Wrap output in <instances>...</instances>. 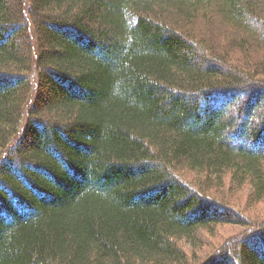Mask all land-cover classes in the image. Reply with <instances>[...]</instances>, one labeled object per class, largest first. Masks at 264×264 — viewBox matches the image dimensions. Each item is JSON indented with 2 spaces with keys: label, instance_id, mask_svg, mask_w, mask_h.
I'll return each instance as SVG.
<instances>
[{
  "label": "trees",
  "instance_id": "obj_1",
  "mask_svg": "<svg viewBox=\"0 0 264 264\" xmlns=\"http://www.w3.org/2000/svg\"><path fill=\"white\" fill-rule=\"evenodd\" d=\"M253 43L264 0H0V264H169L239 222L178 169L264 195ZM209 264H264V230Z\"/></svg>",
  "mask_w": 264,
  "mask_h": 264
},
{
  "label": "rangeland",
  "instance_id": "obj_2",
  "mask_svg": "<svg viewBox=\"0 0 264 264\" xmlns=\"http://www.w3.org/2000/svg\"><path fill=\"white\" fill-rule=\"evenodd\" d=\"M225 36L219 35L218 39H216L219 47L225 53H230L234 63L244 66L249 62L250 55L243 50L237 51L230 47L227 43L228 37ZM251 52L258 55V57L263 56L264 43L259 45L253 43L252 50L249 53ZM255 100L257 101L258 98L256 97ZM239 102L241 104V101ZM233 114L236 113L234 112ZM178 173L183 180L192 183L194 187L203 186L206 190V196L227 205L236 212H240L241 217L238 216L239 222L236 223L216 224L205 230H199L194 242L185 239L179 240L178 244L184 252L185 259L180 262L172 261L169 264H209L214 257H217L220 252L228 248L229 242L243 235L264 230V195L260 198L255 197V192L251 185L245 184L241 186L236 182H232L229 177L230 174H227L221 181L216 182L213 180L211 182L204 179L205 173L200 174L183 166L178 169Z\"/></svg>",
  "mask_w": 264,
  "mask_h": 264
}]
</instances>
